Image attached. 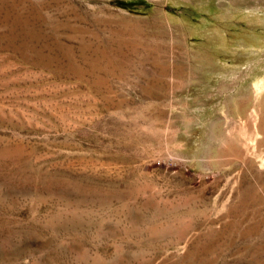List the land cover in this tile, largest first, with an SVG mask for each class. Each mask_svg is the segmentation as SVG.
I'll return each instance as SVG.
<instances>
[{
  "label": "rangeland",
  "instance_id": "1",
  "mask_svg": "<svg viewBox=\"0 0 264 264\" xmlns=\"http://www.w3.org/2000/svg\"><path fill=\"white\" fill-rule=\"evenodd\" d=\"M0 264H264V0H0Z\"/></svg>",
  "mask_w": 264,
  "mask_h": 264
}]
</instances>
